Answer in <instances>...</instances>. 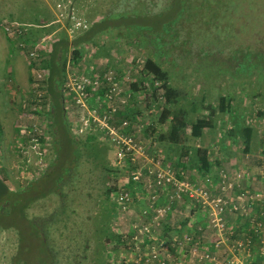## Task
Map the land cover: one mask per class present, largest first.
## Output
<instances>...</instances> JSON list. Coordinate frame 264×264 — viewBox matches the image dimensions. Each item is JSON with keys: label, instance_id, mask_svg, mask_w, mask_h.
I'll return each instance as SVG.
<instances>
[{"label": "rangeland", "instance_id": "obj_1", "mask_svg": "<svg viewBox=\"0 0 264 264\" xmlns=\"http://www.w3.org/2000/svg\"><path fill=\"white\" fill-rule=\"evenodd\" d=\"M122 3L0 0V177L12 189L25 188L48 174L56 156L47 119L49 101L42 89L46 41L67 18L72 36ZM245 21L246 17L241 23ZM181 34L182 40L185 32ZM98 46H85L84 56L79 61L70 58L67 66L66 110L80 147L76 175L65 184L70 194L48 193L26 207L24 218L9 206L1 208L5 213L0 212V221L10 218L14 226L0 228V264H13L18 256L23 264H142L140 257L152 254L154 247L168 264H264L263 71L242 61L229 65L225 53L203 58L190 45L166 49L171 52L169 66L175 68L173 83L188 90L173 110L187 109L191 121L212 116L216 122L215 129L199 138L187 134L188 155L181 156V146L161 137L169 131V120L156 122L155 113L164 107L158 82L157 100L151 96L146 100L153 79L143 72L144 54L114 38ZM159 46L164 50L163 44ZM106 72L117 80L111 88L103 84ZM92 81V89H101L89 96L83 83L88 86ZM222 95L231 98V112L211 114L208 107L217 108ZM127 115L131 132L121 122ZM106 125H116L125 138H133L131 164L118 159V141ZM247 125L253 127L250 150L241 134ZM200 145L208 148L213 163L206 177L178 164L189 162V152ZM165 168L174 182L157 184L154 174ZM133 170L144 186L134 183L129 203L119 204L116 189L127 187ZM58 175L50 185L54 189ZM155 197H162L161 204H155ZM219 197L222 201H216ZM158 214L160 226L148 233L139 231ZM240 227L246 232L243 237ZM254 236L261 241L254 242Z\"/></svg>", "mask_w": 264, "mask_h": 264}, {"label": "trees", "instance_id": "obj_2", "mask_svg": "<svg viewBox=\"0 0 264 264\" xmlns=\"http://www.w3.org/2000/svg\"><path fill=\"white\" fill-rule=\"evenodd\" d=\"M119 1L123 2V6L115 10H105L102 19L94 21L90 26L75 32L72 36L67 18L64 24H58L46 41L42 54L47 62L45 65L47 74L43 80L42 89L45 99L49 101L47 119L50 122L56 156L54 161L49 163L48 174L45 173L46 175H43L41 179L31 182L25 188L14 190L5 179L0 177V209L9 206L11 210L18 211L24 218L26 207L48 193L57 192L61 197L70 194L65 190V184L76 175L74 170L77 158L80 156V147L77 146V139L66 110L67 66L69 60L79 61L84 56L85 46L94 44L99 49L98 45H101V41L114 38L119 42L131 44L144 54L143 72L151 75L153 79L152 91L149 96H146V100H149L150 96L157 100L158 86L155 83L158 82L159 90L161 88L163 91L164 107L155 113L156 122L165 124L169 120V131L161 134V137L167 139L173 146H181V156L188 155L187 134L199 138L205 131L215 129L216 122L212 116H201L191 121L187 109L173 110L172 105L185 99L188 90L181 89L173 83L172 80L176 78L175 68L169 66L171 52L167 53L166 49L170 45L175 47L190 45L192 48H198L199 52L203 53V58L213 57L210 59H215L214 54L225 53L229 65L236 66L239 61H242L261 69L264 73V0H164L163 5H158L156 0ZM124 2H128L129 5ZM153 7L157 9L153 10ZM244 17L246 21L242 24ZM181 31L185 32L182 40L180 39ZM217 38L219 40H216ZM160 44H163L162 51ZM201 45L204 46L203 49ZM39 57L41 59V54ZM173 61L178 62L176 57ZM108 73L103 75V84L111 88L109 85L117 80L115 76H109ZM93 81L87 83L90 85H86L85 88L89 96L93 92L99 93L101 89L99 86L97 89H92ZM231 103L229 96L222 95L217 108H208L211 114L217 111L228 113L231 112ZM130 117L131 115H127L123 119L128 118L126 129L131 132L133 127L130 128L132 124ZM123 119L121 122L124 121ZM241 134L246 149L250 150L253 127L245 126ZM189 154L191 156L189 162L178 161L182 169L192 168L205 177L212 172L213 163L206 146L194 147ZM63 159L68 160L69 163H63ZM128 161L130 164L133 162L131 159ZM56 172L59 173L57 179L60 181L58 188L54 189L50 185ZM136 182L141 184L130 176V182L124 193L128 192L131 195L130 189ZM44 183L47 185L45 186ZM141 185L144 186L143 183ZM116 197L115 194V200L118 201ZM136 198L138 197L134 200ZM161 198L158 197L156 200L153 198V201H156L155 204H161ZM118 203L121 204L119 201ZM0 212L5 213L3 210ZM13 222L10 218L3 220L0 228L14 226ZM135 232H137L136 229L133 230V235ZM43 236L44 234L42 238L46 241V237ZM160 241H157L158 245ZM50 255L52 260L53 254L50 253ZM147 256L146 254L145 257H140L142 264H149L146 262Z\"/></svg>", "mask_w": 264, "mask_h": 264}, {"label": "built area", "instance_id": "obj_3", "mask_svg": "<svg viewBox=\"0 0 264 264\" xmlns=\"http://www.w3.org/2000/svg\"><path fill=\"white\" fill-rule=\"evenodd\" d=\"M83 84H84V86H86L85 85L86 83H83ZM127 124H128V121L125 119L123 121V126L125 129L127 128L126 127ZM106 126H107L108 132L110 134H112L114 136V138L118 141V142H116L117 143L116 144V152H117V157L120 160V162H127L130 159H131V161H133L134 157L132 155H134L133 150L135 147L133 138H131V136H128L127 138H125L124 134L122 132H119L118 127L116 125H112V126L106 125ZM136 171L137 170H133L134 173L132 175V179L135 181L136 180L139 181V179H141V177L135 173ZM157 172L154 174V177L156 178V179L154 178V180L157 182V184L162 185V183L164 181L174 182V179H175L174 175L172 174V172L169 173L166 168L163 170V172H160L159 174ZM148 174L149 175H147V177L148 176L150 177V175L153 173H150V171H148ZM150 179H151V177H150ZM177 183H181L182 186H186V182L184 180H182V181L177 180ZM181 189H183V188H181ZM125 190H126V188L116 190V195H117L116 199L121 204H122V202L129 203V201L132 198L128 192L124 193ZM205 194H206V191H205ZM124 198L126 199L125 201L123 200ZM156 199H157V197H155V200ZM216 201H222V198L219 197L216 199ZM217 204L219 205V203H217ZM220 209L222 210V207H220ZM159 214L156 215L154 219H152V221L149 223V225H147L146 227L144 226V229H140L139 231L142 233H148L151 231V227L154 228V227L160 226L161 225V219L159 221V219H158ZM219 220H220V218H219ZM164 244L165 243L160 242V245L163 247H164ZM156 250H158V249H156L155 247L152 249L153 253L148 254V256L146 257V262H148L149 264H168L167 259L165 257H163L161 255V253L157 252ZM176 264H180V263L176 262Z\"/></svg>", "mask_w": 264, "mask_h": 264}, {"label": "crops", "instance_id": "obj_4", "mask_svg": "<svg viewBox=\"0 0 264 264\" xmlns=\"http://www.w3.org/2000/svg\"><path fill=\"white\" fill-rule=\"evenodd\" d=\"M238 226H240V225H238ZM239 230H240V232H242V237H243V235L246 233L244 230H243V228L242 227H240L239 228ZM162 238V237H161ZM254 242H255V240H258V242H260L261 241V239L259 238V236L257 237V236H254ZM246 256V255H245Z\"/></svg>", "mask_w": 264, "mask_h": 264}, {"label": "flooded vegetation", "instance_id": "obj_5", "mask_svg": "<svg viewBox=\"0 0 264 264\" xmlns=\"http://www.w3.org/2000/svg\"><path fill=\"white\" fill-rule=\"evenodd\" d=\"M14 261H15V259H14ZM24 262H25V261H24ZM13 264H23V262H22L20 256H18V257L16 258V261L13 262Z\"/></svg>", "mask_w": 264, "mask_h": 264}]
</instances>
